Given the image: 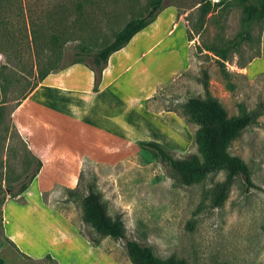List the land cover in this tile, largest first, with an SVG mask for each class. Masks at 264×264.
Returning <instances> with one entry per match:
<instances>
[{
    "label": "rangeland",
    "instance_id": "obj_1",
    "mask_svg": "<svg viewBox=\"0 0 264 264\" xmlns=\"http://www.w3.org/2000/svg\"><path fill=\"white\" fill-rule=\"evenodd\" d=\"M151 1L0 0V52L4 54L0 61V264H50L46 259L38 263L19 253L2 230L5 203L22 201L19 190L37 168V160L11 121L12 109L40 82L41 71H53L73 60L91 64L92 54L111 42L129 20L146 15ZM200 2L162 0V17L173 10L174 22H181L191 39L187 42L184 67L157 85L148 106L160 113L171 108L186 115L185 101L203 94L199 77L201 70H206L210 90L229 117L241 113L242 107L246 110L259 107L262 113L257 121L228 147L230 154L239 156L251 168L252 181L258 187L245 191L243 178L236 176L226 200L221 206L213 207L215 188L226 177L224 170L185 185L173 176L166 161L137 142L138 149L117 162L85 160L79 192L85 193L87 181H94L109 214L122 216L127 238L151 245L160 257L175 255L189 264H264V73L249 76L238 65L258 50L264 17L252 22L248 39L239 37L240 46L228 50L227 69L244 74L233 77L237 87L229 91L216 63L217 57L205 47H219L238 39L243 6L238 0L215 4L210 1V12L201 25ZM179 34L180 29L157 51L169 46ZM166 68L161 71V77H165ZM64 120L68 127V116ZM161 120L160 117L151 123L155 133L151 130L149 134L157 135L163 129L167 140L179 138L183 143L173 148L174 142L157 137L165 141L161 144L178 157L197 154L203 161V154L192 144L196 123L188 125L182 119L191 138L186 142L184 135H180L181 128H176L175 117L165 123ZM88 127L84 121L68 128V137H75L78 147L84 150L95 147L96 138L87 134ZM42 199L76 227L87 228L80 200L70 199L63 187L44 192ZM37 230L38 227L34 231ZM103 242L120 264H132L124 247L125 240L105 237Z\"/></svg>",
    "mask_w": 264,
    "mask_h": 264
},
{
    "label": "crops",
    "instance_id": "obj_2",
    "mask_svg": "<svg viewBox=\"0 0 264 264\" xmlns=\"http://www.w3.org/2000/svg\"><path fill=\"white\" fill-rule=\"evenodd\" d=\"M162 15L159 11L151 23L108 57L97 90L93 88L92 68L85 62H75L49 73L12 109L14 127L32 157L41 162L21 194L22 201L8 200L3 207V234L22 255L38 263L50 254L58 264H120L106 250L103 239L100 246L91 245L78 227L47 205L42 196L56 186L74 188L85 160L114 163L138 149L137 142L141 140L165 142L161 140H167L163 129L157 135L149 134L151 123L160 117L163 123L175 117L176 128L180 127V135L187 138L181 137L186 142L191 140L175 112L160 113L145 105L156 93L158 84L184 67L188 56L185 26L174 22L173 10ZM178 29L179 36L157 51ZM149 38L154 41L149 42ZM165 67L166 75L161 77ZM243 69L249 76L264 73V28L260 54ZM67 116L68 127L64 120ZM84 121L89 124L87 134L96 138L95 147L87 150L78 147L75 137H68V128ZM167 142H174L173 148L183 143L179 138H169ZM37 227L39 230L34 231Z\"/></svg>",
    "mask_w": 264,
    "mask_h": 264
},
{
    "label": "trees",
    "instance_id": "obj_3",
    "mask_svg": "<svg viewBox=\"0 0 264 264\" xmlns=\"http://www.w3.org/2000/svg\"><path fill=\"white\" fill-rule=\"evenodd\" d=\"M219 1L220 3H224L227 0ZM238 2L243 6L244 13L242 29L236 36L238 39H236V41H229L227 44H221L219 47L216 45L205 47L206 50L212 52L214 56L217 57L216 63L225 80V87L229 91H233L237 87V83L233 81V77H244V74L227 69L225 61L228 60V50L230 47L237 49L240 46L241 42L239 37L248 39L252 22L264 17V0H260L257 3L252 0H238ZM200 3L202 25L206 15L210 12L211 3L208 0H201ZM162 7V0L151 1L150 8L146 15L129 20L123 28L115 33L111 42L92 54V63L86 64L89 65L95 73L94 90L98 89L102 70L107 64L108 57L113 52L124 47L135 33L151 23ZM187 37L188 40L191 39L189 32L187 33ZM259 54L260 37L258 50L246 62L238 64L239 67H245L247 63ZM75 62L83 61L73 60L53 71H41L39 73V80L41 81L49 73L57 72ZM199 81L203 87V94L201 96H191L185 101L184 112L187 116L171 108L166 109V111L175 112L187 124L194 122L198 125V128L193 132L192 144L196 145L203 154V161L199 159L197 154L178 157L174 154L172 149L156 141L141 140L138 142V145L141 148L151 150L160 159L166 161L171 167L173 176L180 183L185 185L192 184L210 173L224 170L226 172V177L224 181L217 185L212 198V206L219 207L226 200L236 176H241L243 178L245 191H248L250 188L258 187L252 181L251 168L239 156L230 154L228 147L234 138L239 136L243 130L257 121L262 111L259 107L249 110L242 107L241 113L229 117L224 106L210 90L209 74L206 70H201ZM153 97L154 96L145 101V105L148 109H151L148 103ZM151 110L155 111L153 109ZM40 165L41 162L37 159V168L29 177L28 182L21 186L19 190L20 193L28 187L29 181L35 176ZM81 178L82 171L78 176L77 185L74 188L64 189L70 199L80 200L81 202L83 222L87 225V228H78V230L91 245L100 246L102 239L105 237L123 239L125 240L124 247L132 264H189L185 259L178 258L175 255H169L164 258L160 257L155 253L151 245L142 244L135 239L127 238L126 227L122 216L118 214L113 217L109 214L106 201L94 181H87L85 193L81 194L79 192ZM44 259L48 260L50 264H58L50 254H46ZM1 261L0 259V262Z\"/></svg>",
    "mask_w": 264,
    "mask_h": 264
},
{
    "label": "built area",
    "instance_id": "obj_4",
    "mask_svg": "<svg viewBox=\"0 0 264 264\" xmlns=\"http://www.w3.org/2000/svg\"><path fill=\"white\" fill-rule=\"evenodd\" d=\"M212 2V4H215L217 2H219V0H210ZM4 59V54L3 52H0V61Z\"/></svg>",
    "mask_w": 264,
    "mask_h": 264
}]
</instances>
